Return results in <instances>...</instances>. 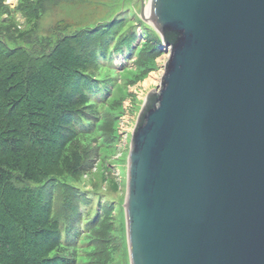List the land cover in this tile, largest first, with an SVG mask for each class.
<instances>
[{"label": "water", "instance_id": "water-1", "mask_svg": "<svg viewBox=\"0 0 264 264\" xmlns=\"http://www.w3.org/2000/svg\"><path fill=\"white\" fill-rule=\"evenodd\" d=\"M149 6L170 49L130 141V264H264V0Z\"/></svg>", "mask_w": 264, "mask_h": 264}, {"label": "trees", "instance_id": "trees-1", "mask_svg": "<svg viewBox=\"0 0 264 264\" xmlns=\"http://www.w3.org/2000/svg\"><path fill=\"white\" fill-rule=\"evenodd\" d=\"M57 1L19 0L12 9L0 0V264H128L125 218L113 203L119 183L104 175L111 169L103 154L117 140L126 90L118 84L102 97L99 80L115 72L104 63L114 43V52H146L122 71L144 80L157 68L161 39L143 41L137 31L118 38L108 29L116 21L40 36L38 22ZM98 160L97 176L113 194L93 209L77 182ZM83 203L95 218L87 221Z\"/></svg>", "mask_w": 264, "mask_h": 264}, {"label": "rangeland", "instance_id": "rangeland-1", "mask_svg": "<svg viewBox=\"0 0 264 264\" xmlns=\"http://www.w3.org/2000/svg\"><path fill=\"white\" fill-rule=\"evenodd\" d=\"M149 0H145L147 4ZM12 9L17 8L19 0L14 2L6 0ZM149 7V6H148ZM141 10L140 0H58L55 4L47 5V11L44 13L42 18L38 22V34L40 36H51L52 32L59 28L65 32L74 31L84 27H96L98 25H108V23L116 21L113 25L109 26L108 29L113 31L118 29L117 37L120 38L124 35L130 37L133 31H137L138 35L144 33V39L152 37L156 32L155 27L148 22L143 25L139 21ZM145 13H148L147 7ZM147 15V14H146ZM19 23L25 21L24 16L21 12H16L15 14ZM120 23V24H118ZM147 23V24H146ZM103 34V33H102ZM137 43V42H136ZM117 45V44H116ZM114 45L110 48L108 52V58L105 60V65L115 69L114 73L108 74L106 79H100L99 84L102 89V97L111 94L107 89L114 90L116 93L117 85L125 86V98L123 100V106H125V111L121 116L120 130L122 132V137L120 141L110 146L109 148L103 149V154L108 156L106 158L108 164H114V171H106L104 175L115 176L117 182L119 183L118 191L113 194L112 190L108 188L107 180H102L97 176L100 173L102 167L98 166V171L96 174L84 175L81 181L77 182L80 186L81 192L80 196H85L83 192L89 193L92 196L91 203L93 209L96 208L99 196L114 195V201L116 205L121 204V211L124 214V202L125 194L127 189V156L129 152V145L131 139V131L137 120L139 111L144 103L147 94L152 89H160L161 78L164 73V66L169 59V49L163 48L161 55L157 58V68L151 71L144 80H128L126 76H122L125 72H122L126 68H137L140 61L145 57L146 52L139 53L137 50H123L120 49L119 52H114ZM135 47V45H133ZM109 73V72H108ZM121 87V88H122ZM113 93V94H114ZM108 172V173H106ZM30 185H35L30 183ZM97 186V187H96ZM102 188V190L100 188ZM97 190V191H96ZM61 192L59 185L57 186V191L54 197V206L58 209L60 204ZM90 208V204L83 203L82 209L85 213L87 221L95 218V214H87V210ZM118 213V210H115ZM119 216V214H118ZM85 222V224L87 223ZM119 225L121 223L118 222ZM125 256L123 255L121 259ZM121 264H127L122 261ZM129 264V260H128Z\"/></svg>", "mask_w": 264, "mask_h": 264}, {"label": "bare ground", "instance_id": "bare-ground-1", "mask_svg": "<svg viewBox=\"0 0 264 264\" xmlns=\"http://www.w3.org/2000/svg\"><path fill=\"white\" fill-rule=\"evenodd\" d=\"M10 1L14 2L16 0H10ZM147 11H148V13H146V14L148 15L149 14V7H147Z\"/></svg>", "mask_w": 264, "mask_h": 264}]
</instances>
